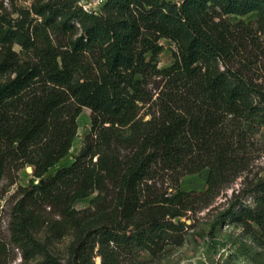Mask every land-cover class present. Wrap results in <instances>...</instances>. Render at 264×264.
Returning a JSON list of instances; mask_svg holds the SVG:
<instances>
[{
    "label": "trees",
    "instance_id": "16d2710c",
    "mask_svg": "<svg viewBox=\"0 0 264 264\" xmlns=\"http://www.w3.org/2000/svg\"><path fill=\"white\" fill-rule=\"evenodd\" d=\"M49 11L58 45L0 23V180L33 170L12 210V240L23 264L44 227L56 237L74 229V264H95L96 250L101 264L157 256L242 169L249 132L264 125V0H109L101 13L64 0ZM162 39L176 47L166 68ZM85 107L91 130L62 164ZM207 168L202 191L181 190L183 177ZM95 193L99 213L88 220L76 203ZM254 193L244 214L264 226V181ZM45 264L63 263L47 253Z\"/></svg>",
    "mask_w": 264,
    "mask_h": 264
},
{
    "label": "rangeland",
    "instance_id": "374dc122",
    "mask_svg": "<svg viewBox=\"0 0 264 264\" xmlns=\"http://www.w3.org/2000/svg\"><path fill=\"white\" fill-rule=\"evenodd\" d=\"M63 1L0 0V23L5 31L12 29L15 32L31 33L39 36V40H44L46 35L50 34L54 45H58V32L55 33L45 21L49 16V8L59 6ZM108 1L77 0V5L87 13H101ZM76 26L80 34L79 25ZM161 44L164 45V49L157 61L160 68H166L174 63L176 47L168 39H162ZM3 46L4 43L0 40V50ZM13 49L20 52L21 46L14 41ZM6 80L7 77H0V82ZM90 130L91 109L85 107L79 117V132L71 155L62 164L71 163L79 154ZM246 144L244 166L228 177L227 183L209 204L205 201L196 204V210L191 211L188 216L187 223L190 227L186 229L180 243L168 246L157 256L146 251L122 254L119 264H264V226H259L244 214V209L256 207L254 185L264 181V125L256 126L249 132ZM56 170L51 169L46 178L53 176ZM32 171L31 167L14 170L0 180V251L5 264L26 262L23 250L12 240L10 224L13 207L20 197L19 188L30 184L33 179ZM209 173L210 169L207 168L183 177L179 185L181 190L202 191ZM35 182L38 183L40 180ZM161 185L172 192L171 182L167 181ZM97 195L95 193L90 198L76 203V207L82 211V216L88 220H93L99 213V204L93 200ZM233 205L238 206L236 218L228 215ZM75 242L74 229L68 230L62 237H56L49 227H44L34 235L31 245L33 253L28 262L45 264L46 255L50 253L63 264H74ZM94 262L95 264L102 262L97 250Z\"/></svg>",
    "mask_w": 264,
    "mask_h": 264
},
{
    "label": "water",
    "instance_id": "95a60500",
    "mask_svg": "<svg viewBox=\"0 0 264 264\" xmlns=\"http://www.w3.org/2000/svg\"><path fill=\"white\" fill-rule=\"evenodd\" d=\"M41 182H43V180H41ZM188 222H190V221H188Z\"/></svg>",
    "mask_w": 264,
    "mask_h": 264
}]
</instances>
